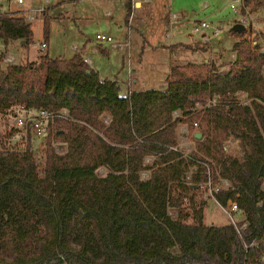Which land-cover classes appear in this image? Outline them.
<instances>
[{
    "label": "trees",
    "instance_id": "obj_1",
    "mask_svg": "<svg viewBox=\"0 0 264 264\" xmlns=\"http://www.w3.org/2000/svg\"><path fill=\"white\" fill-rule=\"evenodd\" d=\"M230 33L228 57L170 65L162 87L128 95L77 53L22 64L0 52L1 117L23 104L71 118L54 119L38 154L0 144V264H264V33ZM31 35L20 12L0 11L1 44ZM181 123L186 155L169 148ZM230 138L240 155L226 151ZM204 162L229 180L215 195L236 201V225L194 209Z\"/></svg>",
    "mask_w": 264,
    "mask_h": 264
},
{
    "label": "rangeland",
    "instance_id": "obj_2",
    "mask_svg": "<svg viewBox=\"0 0 264 264\" xmlns=\"http://www.w3.org/2000/svg\"><path fill=\"white\" fill-rule=\"evenodd\" d=\"M232 0H150L147 5H142L140 9L135 8L132 12V19L129 27L123 26L120 38L115 37L113 30L107 28L114 26V19L123 15L122 0H23L21 4H16L14 0H2L0 11H18L25 18L26 14L32 12L34 19L29 22L32 32L31 41L28 45L22 46L18 41L9 43L4 51L14 55V62L26 63L37 61L38 56L46 52L50 56L66 57L74 50L72 45L81 48V52L86 55L91 44L94 42V35L101 33L112 37L115 41H123L127 33L129 39V55H122V73L119 75L122 80L128 77L132 80L133 88L162 87L164 77L170 65L181 64L186 61H203L206 59H217L222 54L223 58L229 56L236 38L231 35L230 29L238 23L241 15L238 11L230 9ZM256 1L250 4L251 13L258 24L264 22V4L252 8ZM205 4V5H204ZM43 10L40 12V9ZM106 12L111 13L107 17ZM176 14L179 16L171 24L166 20L167 15ZM193 13V15H190ZM43 17H46L47 47L39 50L38 43L43 41L42 26ZM188 19V24L186 20ZM206 19L214 27L222 26L218 36L210 37L208 44H202L199 37L191 35L188 30L196 20ZM133 22V23H132ZM186 24V25H185ZM126 25V21H125ZM133 26V27H132ZM248 28V25H244ZM254 32V31H253ZM124 35V37H123ZM90 40L82 47L83 38ZM93 40V42H92ZM107 47V46H106ZM112 50L109 52L111 53ZM115 54H122L114 52ZM225 55V56H224ZM91 56V55H90ZM231 56V55H230ZM92 59V57H91ZM119 59H116L118 62ZM94 70L95 61L92 59ZM222 68L225 65L221 66ZM239 98H243L240 95ZM187 124V123H186ZM11 120L5 116H0V144L7 147H14V141L8 139V131ZM195 129V127H192ZM186 141L190 147L192 141L189 139V131ZM31 148L38 154L39 148L43 145L42 139H33ZM226 151L240 155L241 149L237 139H228L225 143ZM101 168L98 172H101ZM194 209L200 207L202 220L207 224H222L231 222L230 216L212 198L204 199L200 197V189L194 197ZM185 200L183 202L185 204ZM192 213V212H191ZM237 221L242 219L240 212L232 215ZM232 223V222H231Z\"/></svg>",
    "mask_w": 264,
    "mask_h": 264
},
{
    "label": "built area",
    "instance_id": "obj_3",
    "mask_svg": "<svg viewBox=\"0 0 264 264\" xmlns=\"http://www.w3.org/2000/svg\"><path fill=\"white\" fill-rule=\"evenodd\" d=\"M2 0H0L1 3ZM129 3V11L126 16V26L129 27L131 19H132V12L135 9V0H127ZM144 2H147L148 0H143ZM16 4H21L23 0H14ZM230 9L236 11V9L239 7L238 11L240 12V19L237 21L238 23H241L243 25H248L251 27V29L254 32L261 31L264 33V23L258 24L252 16L251 8H250V2L247 3L246 0H232L230 5ZM43 10V8L40 9V12ZM108 14V12H106ZM179 18L178 15L172 13L168 16V22L170 20H175ZM34 19V15L32 12L26 14L25 20L27 22H30ZM128 27H127V33L125 35L126 38H124L123 41H115L112 37L108 35H104L101 33H96L94 35V41L98 44H106L110 50H115L119 52H123L126 57L128 58L129 55V39H128ZM222 29V26L214 27L211 25V22L208 20H196L188 30V33L191 35H195L200 38L202 44L206 45L209 42L210 37H216L219 34V31ZM39 50H43L45 48V44L43 41L39 42L38 44ZM71 48L74 50V53H77L81 56V59L91 68L92 62L88 55H84L81 52V49L78 48L75 45H72ZM0 50L4 51L3 47L0 46ZM96 52V50H93ZM2 61L4 62H12L15 59L14 55L4 53L3 52ZM231 57H234V54L231 55ZM222 68V67H221ZM224 68V67H223ZM116 83L118 84V80L114 79ZM125 89L122 93V95H128L131 91L130 85V79H126L124 82ZM236 96L239 97L240 95H243L244 93L242 91H237ZM218 97L213 96L211 99L212 103H215ZM11 125L9 127L8 131V139L14 141L17 149H24L27 145H32V140L37 139H44V136L48 132V129L50 125L53 123L54 119L56 118H64V119H71L67 116V112L65 108H59L57 110L48 109L46 107L38 106H27L23 104H16L11 109ZM176 114V111H173V115ZM104 121H106V116L102 117ZM191 125L194 127L196 125V121H192ZM178 133H179V143L178 146H170L169 148L172 149H178L183 154L186 155V150L190 147V144L188 141H186V135L188 133V124L181 123L178 127ZM57 150L60 149V146H55ZM182 149V150H180ZM151 159L150 155H145L144 160L149 161ZM205 164V178L200 181L199 189H200V197L207 199L212 198L214 199L220 207L230 216L231 222L235 224V220L233 219V214L240 212V209L236 203V201L228 199L224 204H221L215 193L224 186H227L229 184V180L227 178H220L218 180H214L211 174L210 166L204 162ZM145 172H141V175L143 176ZM187 179L190 177V173L187 172L186 176ZM246 225V222H243L237 230H239L240 227H243Z\"/></svg>",
    "mask_w": 264,
    "mask_h": 264
},
{
    "label": "crops",
    "instance_id": "obj_4",
    "mask_svg": "<svg viewBox=\"0 0 264 264\" xmlns=\"http://www.w3.org/2000/svg\"><path fill=\"white\" fill-rule=\"evenodd\" d=\"M122 1H123V8H124L123 15H119L116 19H114L115 23H114V26H112V28L111 27L107 28V30H109V31L113 30V32L115 34L114 36L115 37L117 36L119 39H121L120 38V36H121L120 32H122L123 26H126L125 25V21H126V19H125L126 18V7H125V5H126L127 0H122ZM149 1L150 0H148L147 2H144L143 0H135V8H137V10H138V9L141 8L142 5H147L149 3ZM253 1L259 2L260 0H253ZM261 1H262V4H264V0H261ZM250 4H252V0H250ZM262 4L258 5L259 8H260V6H262ZM105 15L107 17H111V13H109V12H108V14H105ZM190 15H193V13H191ZM167 16H169V15H167ZM166 20H168V19L166 18ZM203 20H206V19H203ZM173 21L174 20H170L169 23L171 24V22H173ZM188 22L189 21L187 19L185 23L188 24ZM123 37H124V35H123ZM83 39L84 40H83V43L81 44V46L84 48V47H86L85 43L88 42L90 39L87 38V37L83 38ZM12 42H15V41H12ZM92 42H93V40H92ZM0 46L3 47V49H5L6 45L4 46L3 44L0 43ZM106 46H107L106 44H98V43L94 44V43H92L90 48L87 51L88 53H85V54L88 55L90 57V59L92 57L93 61H95L94 62L95 63L94 67L96 68L95 71L98 73L99 77H104V78H109V79H117L119 81L118 82L119 93L122 94L124 89H125L124 82L126 81V79L122 80V78L119 75L122 73V55L124 53L123 52H119V51H115V50H112V51L119 52V53H122V54H120V55L119 54H115L112 51L110 53L109 52L110 49L108 48V46L107 47ZM45 47H47V44L45 45ZM94 49L96 50V52L93 51ZM5 53H7V52H5ZM72 54H74V52ZM69 56L70 55H68L66 57H69ZM120 56H121V59L118 62L116 59H119ZM59 57H62V56H59ZM92 59H91V62H92ZM91 68L94 69L93 66ZM128 73H130V71L127 72V78L130 79L128 77ZM134 81L135 80H133V79L131 80L130 79L129 87L131 89H135V88L131 87L132 86V82H134ZM163 83H161L160 85H162ZM137 88H141V87H137Z\"/></svg>",
    "mask_w": 264,
    "mask_h": 264
},
{
    "label": "water",
    "instance_id": "obj_5",
    "mask_svg": "<svg viewBox=\"0 0 264 264\" xmlns=\"http://www.w3.org/2000/svg\"><path fill=\"white\" fill-rule=\"evenodd\" d=\"M245 28V26L241 23H236L234 26H233V30L236 31V32H241L243 31ZM196 136H199V133H195Z\"/></svg>",
    "mask_w": 264,
    "mask_h": 264
}]
</instances>
